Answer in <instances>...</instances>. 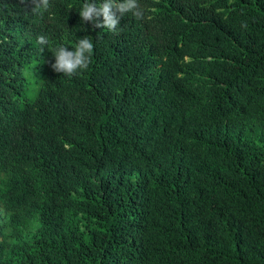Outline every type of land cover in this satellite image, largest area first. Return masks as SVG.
I'll return each instance as SVG.
<instances>
[{"label": "trees", "instance_id": "1", "mask_svg": "<svg viewBox=\"0 0 264 264\" xmlns=\"http://www.w3.org/2000/svg\"><path fill=\"white\" fill-rule=\"evenodd\" d=\"M88 2L0 0V264H264V0Z\"/></svg>", "mask_w": 264, "mask_h": 264}, {"label": "clouds", "instance_id": "2", "mask_svg": "<svg viewBox=\"0 0 264 264\" xmlns=\"http://www.w3.org/2000/svg\"><path fill=\"white\" fill-rule=\"evenodd\" d=\"M21 4L31 3V11L38 13L43 9L47 11L50 7L49 0H20ZM132 12L138 19L142 17L137 0H125L124 3H117L116 0H103L99 6L91 2L84 3L79 11V16L87 23L91 22L93 28H107L115 32L119 19L124 14ZM119 15H118V14ZM103 17V22L99 18ZM38 43L47 45L48 40L44 35L38 37ZM94 45L87 37L81 39L75 46L74 51H69L67 47L60 46L54 50L55 63L52 68L57 72L66 73L69 78L77 69L86 70L91 61Z\"/></svg>", "mask_w": 264, "mask_h": 264}, {"label": "rangeland", "instance_id": "3", "mask_svg": "<svg viewBox=\"0 0 264 264\" xmlns=\"http://www.w3.org/2000/svg\"><path fill=\"white\" fill-rule=\"evenodd\" d=\"M38 76H39V72H34V71L30 72V75H29L31 80H33L34 78ZM36 227H37V223L29 222L22 229L25 233H27L28 235H31L35 231Z\"/></svg>", "mask_w": 264, "mask_h": 264}]
</instances>
